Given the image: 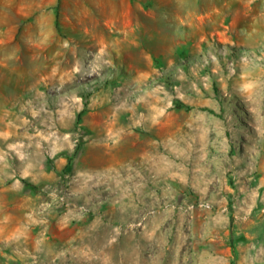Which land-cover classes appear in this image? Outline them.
Wrapping results in <instances>:
<instances>
[{
    "label": "rangeland",
    "instance_id": "1",
    "mask_svg": "<svg viewBox=\"0 0 264 264\" xmlns=\"http://www.w3.org/2000/svg\"><path fill=\"white\" fill-rule=\"evenodd\" d=\"M115 189L119 263L264 264V0H0V264Z\"/></svg>",
    "mask_w": 264,
    "mask_h": 264
},
{
    "label": "crops",
    "instance_id": "2",
    "mask_svg": "<svg viewBox=\"0 0 264 264\" xmlns=\"http://www.w3.org/2000/svg\"><path fill=\"white\" fill-rule=\"evenodd\" d=\"M117 193L116 189L109 192L106 196L109 206L102 204L103 210L93 211L91 217L85 214L75 216V212L58 217L45 214L40 221L38 243L35 242L31 249L40 253V264H121L117 253L122 245L123 215ZM133 199L135 197H131V203ZM44 232L47 234L44 235ZM150 233L149 222L141 232L128 231L131 239L130 264H152L144 252L152 243L145 238Z\"/></svg>",
    "mask_w": 264,
    "mask_h": 264
},
{
    "label": "trees",
    "instance_id": "3",
    "mask_svg": "<svg viewBox=\"0 0 264 264\" xmlns=\"http://www.w3.org/2000/svg\"><path fill=\"white\" fill-rule=\"evenodd\" d=\"M24 185L31 188V189H34L35 188V185L31 184V183H28L27 181H24ZM232 253L235 255V249L234 247H232Z\"/></svg>",
    "mask_w": 264,
    "mask_h": 264
}]
</instances>
